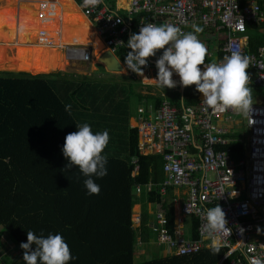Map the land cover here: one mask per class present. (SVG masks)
Listing matches in <instances>:
<instances>
[{"label": "trees", "instance_id": "obj_1", "mask_svg": "<svg viewBox=\"0 0 264 264\" xmlns=\"http://www.w3.org/2000/svg\"><path fill=\"white\" fill-rule=\"evenodd\" d=\"M20 1L25 0H0V3L18 6ZM56 2L44 0L42 5L41 0H34V11L29 16L19 6L10 24L0 26V41L29 44L28 39H35L40 45L72 43L104 47L77 6L66 17L64 11L55 8ZM246 36L249 52L260 55L264 48V25L248 23ZM23 48L11 46L6 50L14 56L15 51ZM6 50L0 52V64L7 58L3 55ZM28 52L15 56L37 59L50 50L30 48ZM127 53V49H122L118 54L122 61ZM218 58L222 60L224 54ZM103 69L106 78L51 71L38 75L0 72V245L6 247L2 239L7 234L6 245L17 242L24 253L20 245L27 242V231H33L37 236L62 235L74 257L68 264H220L227 249H204L183 256L166 252L143 262L135 259L139 238L146 245L151 244L152 217L148 205L167 214L170 231L175 228V213L170 200L173 186H168L167 193L161 191L167 179L162 156L145 155L139 149L138 129L130 121L131 99L135 97L141 105L150 99L154 110H159L162 102L174 107L198 106L200 93L192 85L185 87L182 94L170 93L172 98L167 94L152 97L143 93L142 82L137 78H130L133 84L129 80L121 82L122 76ZM56 70L61 69L52 71ZM263 89L264 86L251 88L252 103ZM65 105H71V114L65 111ZM82 123L90 124L94 133L107 130L110 136L103 152L107 157V175L91 177L100 186L98 195L88 194L84 186L87 177L78 168L61 171L68 163L62 154L65 137L78 130L76 124ZM236 134V138L243 137ZM229 149L235 158L246 152L245 144L237 141ZM139 203L143 205V214L137 228L132 217L134 206ZM199 226L200 221L192 219L193 238L199 237ZM224 264H232V258Z\"/></svg>", "mask_w": 264, "mask_h": 264}, {"label": "built area", "instance_id": "obj_2", "mask_svg": "<svg viewBox=\"0 0 264 264\" xmlns=\"http://www.w3.org/2000/svg\"><path fill=\"white\" fill-rule=\"evenodd\" d=\"M127 1L129 8H120L116 0H102L96 7L81 8L92 21L98 37L103 39L106 50L117 57L128 75L135 72L117 54L122 49L130 51L127 41L141 26L170 23L188 32L196 25L208 33L207 40L217 42L216 55L223 53L225 57L237 51L248 56V69L253 75H249L247 86H264V48L260 55L250 53L246 36L248 23L264 25V0ZM80 2L83 5V0ZM73 56L80 57L82 62L93 58L89 50L75 49ZM205 64H208L206 58ZM155 68V62L148 58L143 70ZM243 115L234 109L213 111L202 100L193 107H174L162 102L159 110H154L152 105L138 109L139 123L135 126L140 147L144 152L162 153L167 175L162 193L173 186L172 200L178 205L179 215L200 221L199 239L186 238L181 222H175V229L170 231L166 214L158 211L153 230L167 244L168 253L193 255L211 248L203 227L205 210L220 205L231 230V235L221 234L218 241L219 248L228 250L220 264L230 258L232 264H249L251 257L264 262V240L257 234V228L264 225V104L252 103L245 115L249 137L240 141L245 144L246 152L243 157L235 158L228 148L235 140L230 137L232 121ZM223 119L227 124L220 122Z\"/></svg>", "mask_w": 264, "mask_h": 264}, {"label": "clouds", "instance_id": "obj_3", "mask_svg": "<svg viewBox=\"0 0 264 264\" xmlns=\"http://www.w3.org/2000/svg\"><path fill=\"white\" fill-rule=\"evenodd\" d=\"M101 3L102 0H83L82 6L85 8L96 7ZM77 4L81 8V5L79 3ZM82 12L84 13L83 10ZM88 19L92 24L90 18ZM192 28V31L184 32L180 27L170 23H162L159 25L148 23L141 26L139 32L132 33L127 41L126 46L130 51L125 57L124 64L128 69L144 77L143 68L147 66L148 58L155 57L158 50H163L162 54L155 62L158 71L156 78L151 79L155 84L162 88H175L177 82L173 79V75L176 74L180 78L179 83L181 86L188 87L195 85L196 91L203 96L202 104L205 107L220 112L234 109L247 115L252 104L251 88L247 86L250 82V76L247 72L250 58L242 55L240 52L233 51L230 55L225 56L218 62L205 64L207 48L198 38V34L201 33L203 29L196 25H193ZM91 47L94 48L93 46ZM76 50L89 49L82 46L79 48V46H77ZM89 51L94 53L92 50ZM200 66H203V70ZM145 79L149 78L145 77ZM65 111L71 114V105H65ZM224 122L227 124L226 121ZM132 124L133 122L131 123L133 128H137V126H135L136 124H133L134 126ZM76 127L78 129L77 131L68 133L65 137L62 154L68 163L61 171H69L73 167L78 168L80 173H82L84 177H87L84 180V186L88 194L98 195L100 186L95 183L91 177L103 178L107 175V157L103 155V152L109 143L110 136L107 130L94 133L88 123L76 124ZM231 132L232 134L230 137L234 138V141L241 142L240 140L246 138L244 134L242 138H236L234 136L237 134L232 130ZM139 149L141 153L145 155H162V153L154 154L148 151L144 152L140 147V137ZM6 162L7 158H5V163ZM171 194L172 197L170 200L175 213L174 224L175 222H181L183 225L182 231L185 234L186 223L191 222L192 226V219L196 217L184 218L180 216L178 205H175L172 200L174 194L173 190ZM181 202L183 201L181 200ZM135 207L138 208L135 209ZM142 208L143 205L139 203L134 206L135 210L133 209L134 214L132 222L137 228L141 226ZM152 208H154L153 205L149 204L148 213L154 217L150 227L151 230L155 232L153 226L155 225L156 214L160 210L156 208L155 211L151 213ZM166 218L169 222L167 214ZM204 219L205 223L203 227L211 240V248L205 249L218 251L220 235H231V230L227 227L228 221L226 219V214L222 207L217 205L205 210ZM186 233L188 237H192L191 230L186 231ZM257 234H264V229L258 227ZM184 237H186V234ZM199 237L192 238L199 239ZM158 239L159 246H167L166 243L163 244L161 242L159 234ZM138 240V246L146 244L141 238ZM33 245H35L34 250L32 248ZM20 247L24 250L23 260L25 264H68V262L74 258L69 245L60 234H48L47 237H45L43 234L37 236L33 231H27V242H22ZM167 254L174 255L168 252ZM136 256L139 257L137 253ZM249 264H264V262L256 257H251L249 258Z\"/></svg>", "mask_w": 264, "mask_h": 264}, {"label": "rangeland", "instance_id": "obj_4", "mask_svg": "<svg viewBox=\"0 0 264 264\" xmlns=\"http://www.w3.org/2000/svg\"><path fill=\"white\" fill-rule=\"evenodd\" d=\"M57 1L58 2H56V4H54L55 8H60L62 11H64L63 16L69 17V14L72 13L74 6H77V8L79 10H81L80 6L77 4V2H75V0H57ZM0 6H3L1 13H0V26L1 25L8 26L10 24V18H11V16H13V14L15 12L14 11L15 6L12 3L11 4L4 3L2 5L0 3ZM85 18L89 21V19L87 17H85ZM0 38H1V36H0ZM28 40H29V44L28 43H17V42L16 43H10L8 39L2 40V41H0V52L2 50L8 49L11 46H16V47H24L23 49H25V50L15 51L14 52L15 55L20 54V53H29L28 51L30 48H39V49H43V50H50V52H58L59 51L60 57L61 56L62 57L68 56L66 59L65 68H63L61 70L51 71V73H55V72L56 73H64V74H70V75L82 76V77L83 76H89V77L98 76V77H100L102 75H105V71H104L103 67L105 68L106 71H108L106 66L103 65V63H102L103 61L100 62L101 56L107 52L105 45H104V47H102L100 45H95V44L82 46L79 44L66 43V44L74 45V46H67L66 48L62 49V48L57 46L58 44H62V43H50V44L40 45V44H37L38 41L35 39H28ZM101 40H103V39L101 38ZM77 46H79V48H80V46H82V47H85L89 50H92L94 52V53H92L93 54V58H92L93 60L91 62H82L80 57L79 58H75L72 56L69 57L70 50H73V52H75V49L77 48ZM91 46H93L94 48H92ZM210 49H211L212 55H211V53H209L208 55L210 58H213V61L215 62V61H217V58H218V54L214 55V53H213L216 50H218V44L216 43V41L210 42ZM3 55L7 56V58H4L5 59V60H3L4 62H2L0 64V72L29 73L32 75H38V74H34V73L30 72L29 69H27L25 66H23L22 64L19 63V60H21L22 58L20 59L17 56H15L14 54H13L14 56H10L11 54L8 53L7 50L3 53ZM23 60H26V59H23ZM101 66H103V67H101ZM4 67L5 68H13V69L12 70H5ZM108 72L111 73L110 71H108ZM44 73H50V72H44ZM44 73H40V74H44ZM112 74L122 76L123 78H120L121 82L122 81L126 82V80H129V83L133 84L135 82L131 81L130 78H133V77L136 78L137 73H135L133 75H127L126 73H122V74L118 73L117 74V73L113 72ZM249 75H253V73L250 72ZM124 77L126 79H124ZM104 78H106V75ZM107 80H109V79L107 78ZM179 80L180 79L175 80L177 82V86L175 88L169 89L167 87L162 88L160 86H158V88L160 91L165 92L168 95H170V93H177V92L179 93L181 91H184V87L180 85ZM153 84H155V83H153ZM144 90L145 89H143V91ZM152 91H155V90H152ZM256 96L257 97L255 98L253 104H255V105L256 104H264V89L262 90V92L259 95H256ZM134 98L135 97H133L131 99V102H130V116L133 119V124L137 125L139 123L138 118H137V110L141 106V103H139L138 100L134 99ZM202 100H203V97H202ZM224 121H225V119L221 120L220 122L222 123ZM232 122H233V125H232L231 130L234 133L237 132L240 135L244 134L246 136V140H247V138L249 137V134H248V130H246V128H247L246 116L243 115L239 118H234V120ZM136 208H138V207H136ZM151 211H152L151 213H153L155 211V209L152 208ZM150 216L152 217L153 215L150 214ZM153 219H154V217H152V220ZM191 227H192L191 222L186 223L185 230L190 231ZM186 231H185V234H186V237H188V234L186 233ZM149 234H150L151 244L141 245L138 248V251L136 252L139 257L135 256V259H137L139 262H143L145 260H150L155 256L156 257L162 256L163 254H165L167 252V246L166 245H163V246L158 245L159 244L158 233H155L152 230H149ZM22 253H23V251H22ZM8 261L10 264H25V261L23 260V256H22V258H14V259L9 257ZM0 264H3V263L0 261Z\"/></svg>", "mask_w": 264, "mask_h": 264}, {"label": "crops", "instance_id": "obj_5", "mask_svg": "<svg viewBox=\"0 0 264 264\" xmlns=\"http://www.w3.org/2000/svg\"><path fill=\"white\" fill-rule=\"evenodd\" d=\"M115 1V0H114ZM127 1V0H126ZM115 3H117L119 6H120V8H129V1H127V5H123L122 3H120V0H116V2ZM116 4V5H117ZM205 31V29L203 28V31H202V33H199L198 34V38L206 45V48H207V55H206V61L208 62V63H212V62H214L213 61V58H210L209 56H208V52L211 50L210 49V41L212 42V40H207V37H206V35L208 36V33L207 32H204ZM217 43V42H216ZM214 53V55H216L215 54V52H213ZM162 53H160V52H157V57L156 58H154V57H150V59L151 60H153L154 62H156V59L161 55ZM217 61H219V58H217ZM217 61H215V62H217ZM157 68H155V69H144L143 70V72H144V77H142V76H140V75H138L137 74V76H136V78L138 79V80H140L141 82H142V86H143V88H142V91H143V89H145L144 91H143V93L145 94V95H149V96H152V97H158V95H160V96H163V97H166V93H163L162 91H160L159 90V88H158V85L157 84H153L154 82L151 80V79H153V78H156V75H157ZM126 75V74H125ZM128 75V74H127ZM145 77H147V78H149V79H145ZM173 79L174 80H177V79H180L179 78V76L178 75H176V74H174L173 75ZM148 87H151V90H149L148 89ZM152 90H155V91H152ZM184 90H185V87H184ZM155 92V93H154ZM178 93V92H177ZM180 94H182V93H184V91H181V92H179ZM168 95V94H167ZM168 97L169 98H172L173 97V95L172 94H170V95H168ZM202 94L200 93V99L202 100ZM166 100H168V99H166ZM144 103V105L142 106H140L139 108H144V109H148L151 105H152V107L154 108V104L151 102V100L150 99H147V100H145V102H143ZM138 108V109H139ZM137 118H138V110H137ZM131 123L133 122V119L131 118ZM222 123H225V122H222ZM136 208V207H135ZM137 209V208H136ZM1 229L2 228H0V233H1ZM260 237V239H261V241L262 240H264V237H263V235H260L259 236ZM3 243L5 244V248H3L1 245H0V261L3 263V264H10L9 263V261H8V259H9V257H11L12 259H14V258H22V253H21V250H20V248H19V246H18V243L17 242H14V243H11V244H8V245H6V241L8 240V236H7V234H5L4 236H3Z\"/></svg>", "mask_w": 264, "mask_h": 264}, {"label": "bare ground", "instance_id": "obj_6", "mask_svg": "<svg viewBox=\"0 0 264 264\" xmlns=\"http://www.w3.org/2000/svg\"><path fill=\"white\" fill-rule=\"evenodd\" d=\"M33 2L34 0H25V1H20V5L17 6V4H14L15 6V13H17V9H24L28 16L30 15V13H32L33 10ZM42 5L44 4V0H41ZM120 3H122L123 5H127V1L126 0H120ZM13 4V3H12ZM84 14V13H83ZM85 16V14H84ZM86 17V16H85ZM58 47L64 49L67 46H74V45H69V44H58ZM12 47H16V46H12ZM75 53L73 52V50H70L69 53V57L72 56V54ZM68 56L66 57H60L59 52H49L46 54H43L40 58L37 59H26V60H19V63H21L22 65H24L25 67H27L32 73L34 74H40V73H44V72H49L55 69H63L66 66V59ZM74 57V56H73Z\"/></svg>", "mask_w": 264, "mask_h": 264}, {"label": "water", "instance_id": "obj_7", "mask_svg": "<svg viewBox=\"0 0 264 264\" xmlns=\"http://www.w3.org/2000/svg\"><path fill=\"white\" fill-rule=\"evenodd\" d=\"M100 62H102L103 65L106 66L107 70L111 73H125L122 64L111 52L107 51L104 55H102L100 58Z\"/></svg>", "mask_w": 264, "mask_h": 264}, {"label": "flooded vegetation", "instance_id": "obj_8", "mask_svg": "<svg viewBox=\"0 0 264 264\" xmlns=\"http://www.w3.org/2000/svg\"><path fill=\"white\" fill-rule=\"evenodd\" d=\"M77 3H79L81 6H82V4H81V2H80V0H75ZM93 59H91V61H92Z\"/></svg>", "mask_w": 264, "mask_h": 264}]
</instances>
